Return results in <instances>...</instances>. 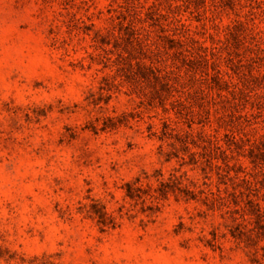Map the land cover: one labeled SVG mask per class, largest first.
Returning a JSON list of instances; mask_svg holds the SVG:
<instances>
[{
	"label": "rangeland",
	"instance_id": "374dc122",
	"mask_svg": "<svg viewBox=\"0 0 264 264\" xmlns=\"http://www.w3.org/2000/svg\"><path fill=\"white\" fill-rule=\"evenodd\" d=\"M0 264H264V0H0Z\"/></svg>",
	"mask_w": 264,
	"mask_h": 264
}]
</instances>
